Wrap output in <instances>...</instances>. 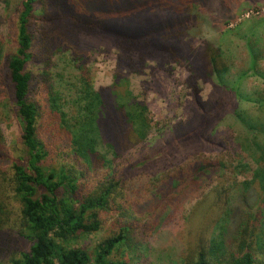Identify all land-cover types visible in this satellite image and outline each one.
Returning <instances> with one entry per match:
<instances>
[{
    "label": "trees",
    "instance_id": "trees-1",
    "mask_svg": "<svg viewBox=\"0 0 264 264\" xmlns=\"http://www.w3.org/2000/svg\"><path fill=\"white\" fill-rule=\"evenodd\" d=\"M15 1L16 43L7 50L0 38V104L4 98L11 104L21 146L6 145L0 123V241L8 234L29 246L9 256L0 248V264H129L122 246L145 244L149 231L167 225L215 179L188 217L182 263L264 264V94L241 80L218 43L194 42L200 22L227 25L226 11L237 5L223 0L216 14L210 0ZM91 33L109 36L119 49L107 87L95 86ZM60 53L78 72L67 93L51 83ZM36 60L37 75L29 70ZM150 60L189 71L186 87L200 112L188 124L157 127L130 90L129 75L144 74ZM209 82L215 97L203 102ZM154 131L160 134L154 151L194 132L237 158L225 157L226 150L196 157L163 175L143 198L130 173L144 169L138 148ZM103 229L108 233L93 249L75 246L80 235Z\"/></svg>",
    "mask_w": 264,
    "mask_h": 264
},
{
    "label": "rangeland",
    "instance_id": "rangeland-1",
    "mask_svg": "<svg viewBox=\"0 0 264 264\" xmlns=\"http://www.w3.org/2000/svg\"><path fill=\"white\" fill-rule=\"evenodd\" d=\"M210 1L213 4L212 7L219 11L223 0ZM231 1L237 5V8L235 10L228 8L226 11L228 15L231 14L228 24L226 25L227 21L225 20L224 22L216 21L215 24L210 25V23L205 24L203 20L194 32V42L195 45H198L204 40H209L219 44V30L222 32L226 28L232 30L231 36L226 41L232 44L237 42L242 46V49L239 46L240 52L237 56V65L240 67L246 63L248 57L244 52V42L247 40L250 31L246 27L251 23H259L264 27V0ZM14 2L16 1L13 0L9 6H6L0 0V38L6 41L5 48L7 50L12 49L16 43V32H13L14 35L12 34L10 24V15L11 10L14 8ZM202 4H204V0ZM218 11L216 14H220V11ZM234 13L235 15H233ZM88 37L94 43V48L90 51L89 64L92 69L95 86L97 88L107 87L114 82L119 49L112 45L107 35L98 37L95 33H91ZM258 55L259 60L264 62V51ZM54 63L51 83L54 84L56 90L67 93L69 88L72 87L71 84L75 81L78 72L69 61L67 54H57L54 58ZM29 70L35 75L39 74L42 71L41 61L36 60L34 63H30ZM188 75L189 71L182 66L174 64L160 68L157 66V62L153 60L148 62V67L144 74L129 75L130 90L148 105L153 121L156 126L158 125L157 127L165 126L167 130H171L172 127L186 125L195 113L200 112L197 100L186 87L185 81ZM214 90V85L211 82L207 83L202 91L201 101L206 102L212 96L215 97ZM0 105V109L3 112L0 123L6 145L13 151L18 150L21 146L19 142L21 133L19 120L13 110H11L12 106L11 104L9 106L7 98L2 99ZM258 106L259 104L255 105L254 109L258 110ZM221 126H223L224 130L227 129L223 121ZM159 135L157 131H154L149 137V141L138 148L141 156L145 159V163H143L145 164L143 165L144 169L137 170L136 173H130V177L136 179V187L141 188L140 193L143 198L148 197L155 190L163 175L171 173L175 168L183 166L196 157H215L220 154L219 150H226L223 152L225 157L237 158V155L235 156L230 149H217L210 143L196 137L194 132L184 135L176 144H170L173 147L169 148V150L162 149L159 151L156 149L154 151L151 147L158 141ZM175 148L177 150H174ZM134 160L135 157L130 158V162ZM215 182H217L216 179L202 188L193 199H188L183 208L176 213V216L167 225L155 231H149L145 244L132 247L128 245L122 246L121 254L124 259L129 264H183L182 262L186 256L188 217L191 216L195 203L210 190ZM13 203L14 205L17 204L15 201ZM107 229L97 233L80 235L74 241V244L75 246L91 250L98 242L104 239L108 233ZM2 241L4 245H0V248H4V256H9L11 251L16 248L22 247L25 249L29 246V242L8 234L4 235L0 242Z\"/></svg>",
    "mask_w": 264,
    "mask_h": 264
},
{
    "label": "crops",
    "instance_id": "crops-1",
    "mask_svg": "<svg viewBox=\"0 0 264 264\" xmlns=\"http://www.w3.org/2000/svg\"><path fill=\"white\" fill-rule=\"evenodd\" d=\"M249 34L245 43L244 52L248 55L246 63L238 67L237 56L239 54V45L236 43H227L232 30L226 28L224 32L219 30V45L227 54L230 64L234 71L241 75L243 81H248L250 86H256L259 93L264 94V62L259 60V53L264 51V27L259 23H251L246 27ZM223 33V34H222ZM242 49V46H241ZM249 59V61H248Z\"/></svg>",
    "mask_w": 264,
    "mask_h": 264
}]
</instances>
